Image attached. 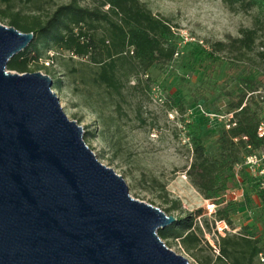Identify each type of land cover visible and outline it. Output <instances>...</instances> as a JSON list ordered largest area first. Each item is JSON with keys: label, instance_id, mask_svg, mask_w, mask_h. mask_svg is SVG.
Segmentation results:
<instances>
[{"label": "rangeland", "instance_id": "rangeland-1", "mask_svg": "<svg viewBox=\"0 0 264 264\" xmlns=\"http://www.w3.org/2000/svg\"><path fill=\"white\" fill-rule=\"evenodd\" d=\"M139 1L175 27L173 43L179 55L163 67H153L147 74L138 70L124 87L123 100L93 84L92 78L98 67L89 58L64 51L53 60L48 59L47 51L39 45L42 49L40 57L32 62L30 70L51 73L53 80L62 82V88L55 93L64 112L70 120L83 126L86 144L103 165L123 177L133 198L162 211L169 208L172 201H179L182 209L170 213L178 217L203 209L202 216H196L202 222L203 218L210 219L206 208L208 201L186 175L192 158L189 137L191 133L200 134L206 139L208 152H215L216 135L230 119L226 92L236 88L234 80L247 71L249 64L238 65L239 68L232 65L231 60L213 64L200 55V48L211 50L212 44L238 37L243 28L255 27V12L233 13L222 0ZM69 3L70 0H9L1 1L0 8L10 6L26 20L33 17L46 19ZM97 4L96 0L82 1L84 7ZM8 21L0 23L9 26ZM90 33L94 34L93 31ZM97 37L101 38L102 34L97 33ZM263 40L262 33L259 42ZM259 52L264 53L260 44L252 57L264 72V58ZM137 79H141L142 84L138 89L131 88ZM254 97L264 107V88H260ZM117 103L121 106L120 111L116 109ZM177 103L183 105V112ZM243 166L256 177L264 169V164L252 169L245 163ZM236 197L237 205L231 215L232 233L253 238L264 235V224L259 218L261 204L256 196L240 187L229 195V199ZM211 228L209 236L212 238V222ZM204 238V242L190 251L179 241L164 243L190 264H224L217 260L212 247L206 243L205 234Z\"/></svg>", "mask_w": 264, "mask_h": 264}, {"label": "water", "instance_id": "water-1", "mask_svg": "<svg viewBox=\"0 0 264 264\" xmlns=\"http://www.w3.org/2000/svg\"><path fill=\"white\" fill-rule=\"evenodd\" d=\"M34 40L0 23V264H190L159 236L178 216L99 161L53 78L8 70Z\"/></svg>", "mask_w": 264, "mask_h": 264}, {"label": "trees", "instance_id": "trees-1", "mask_svg": "<svg viewBox=\"0 0 264 264\" xmlns=\"http://www.w3.org/2000/svg\"><path fill=\"white\" fill-rule=\"evenodd\" d=\"M82 1L70 0L68 5L59 7L46 19L33 17L26 20L13 12L10 6L0 8L1 22L9 20L10 27L35 34L34 42L11 59L8 70L21 74L34 72L30 66L39 59L42 51L39 45H43L48 59L51 51L59 56L66 51L80 58H89L98 67L92 78L93 84L123 100V89L138 70L147 74L155 66L163 67L179 52L173 43L175 27L168 19L153 14L139 0H96L98 4L94 7H84ZM222 1L233 13L255 12V27L243 28L238 37L212 44L211 50L200 48V55L213 64L231 60L232 65L238 68V65H246V62L249 65L246 66L247 71L234 80L236 88L226 92L228 111L233 114L232 122L236 126L229 129L225 126L218 131L214 153L208 152L203 136L191 133L192 158L186 175L205 200L219 206L215 217L226 221L230 227L233 226V207L237 203L229 199V195L240 187L247 188L261 204L259 218L264 224V190L260 178L251 175L243 166L250 153L264 155V138L257 134L260 123L264 121V107L254 97L260 88H264V72L252 57L259 44L264 47V40L259 42L261 34H264V0ZM105 7L108 10L104 11ZM97 33H101L102 37L98 38ZM259 54L264 58L263 52ZM48 74L53 77L51 73ZM54 83L55 90L62 88L60 80H54ZM141 84L142 80L137 79L136 85L131 88L138 89ZM176 105L184 111L181 103ZM116 107L117 111L121 110L119 103ZM244 137L249 140H244ZM248 144L251 150L247 149ZM181 209L179 201H172L164 212L170 215ZM202 214L203 209H199L195 214L178 217L174 224L160 231L159 236L163 241H179L190 251L204 242V230L212 234L210 219L197 220L196 216ZM217 244L219 262L257 264L258 255L264 252V235L253 238L242 233H228L225 237H219Z\"/></svg>", "mask_w": 264, "mask_h": 264}, {"label": "built area", "instance_id": "built-area-1", "mask_svg": "<svg viewBox=\"0 0 264 264\" xmlns=\"http://www.w3.org/2000/svg\"><path fill=\"white\" fill-rule=\"evenodd\" d=\"M178 55H179V52L176 53V56H178ZM49 56H50L49 59L53 60V58L55 56L54 52L51 51L49 53ZM232 119H233V114H230V119L228 120V123L226 124L227 129L236 126V123L232 122L233 121ZM257 134L260 138H264V121L260 123V125L257 129ZM244 140L248 141L249 139L247 137H244ZM247 149L251 150V146L249 144L247 145ZM245 164L248 165V167L250 166L251 169L254 166L261 167V164H264V155H257L255 153H250L249 155L246 156ZM253 176L256 177L257 175H253ZM258 176L260 178L261 188H262V190H264V169L260 170V175H258ZM237 199H238V197H236L233 200L235 201ZM218 207L219 206L216 205L214 202L208 201L206 208L208 210L207 213L210 217V221L212 222V226L214 227V232H213L214 236L211 238L209 236V234L206 233V231L204 230L206 240H208V243L212 247L216 256H219V254H220L219 246L217 244L219 237H225L228 233H232V229L230 228L229 224L226 221H220L215 217L216 212L218 210ZM257 264H264V252H262L258 255Z\"/></svg>", "mask_w": 264, "mask_h": 264}]
</instances>
